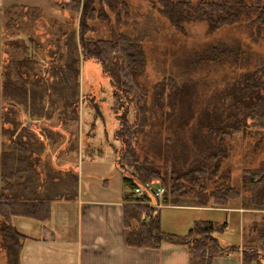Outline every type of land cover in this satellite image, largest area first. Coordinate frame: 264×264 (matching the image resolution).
Instances as JSON below:
<instances>
[{"label": "rangeland", "instance_id": "obj_1", "mask_svg": "<svg viewBox=\"0 0 264 264\" xmlns=\"http://www.w3.org/2000/svg\"><path fill=\"white\" fill-rule=\"evenodd\" d=\"M117 1L114 11H109L105 7L109 21L102 23L90 21L89 25L91 28L87 31L86 36L96 39H107L114 32H122L130 38L138 40L141 44L145 57V67L136 76V82L146 91L148 120L144 132L146 134L147 132L149 133L146 136L138 134L134 147L140 161L148 157L149 161L156 165V168L162 173L165 172L167 178H169L171 166L175 163V155L179 156L181 162L187 160L183 165V170H187L198 157L196 155L201 153L202 156H207L211 151L209 148L208 126L210 124L212 126L216 123L218 124L216 115H222V89L225 84H231L239 72L252 70L264 64V36L256 40L255 27L251 28L250 23L246 20L226 25L213 35L206 33L205 24H192L187 28V32L183 34L151 6L150 0ZM27 2L40 5L44 11H52L51 3L53 0H26ZM23 11L25 10L18 9L16 13L20 14H16L9 20L8 28L10 27L11 31L21 24L20 20L25 15L29 20L28 24L32 25L36 20L33 10L26 9L24 15L21 13ZM52 14V12H49L48 16ZM71 27L72 24L63 26V30L68 31ZM47 30L49 35H45L44 30L41 29L43 36L37 38L38 40H31L29 45L36 47V41H42L43 56H46L49 61L51 60L47 62L49 70L45 73L44 70L34 66L33 63L29 62L27 64L28 59L30 60L32 56L27 54L28 50H26L25 56L18 57L21 51L17 49L15 58L21 60L20 62L17 61V63L14 62L11 64L12 66L9 65V71L7 72L10 78L7 92L8 98L11 97L13 99L14 106L28 107L30 112H33V110L37 111V108L42 107V104H53L55 99H57L56 104L60 105L63 103L64 83L58 86L57 79L52 77V75L54 77L59 76L58 70L53 71V67L56 69L58 66H62L64 61L63 30L54 27L53 24H49ZM56 39L60 42V46L55 43L57 42ZM46 46L47 49L49 48L48 52L45 48ZM224 51L230 56H227L224 61H218L217 59L220 58ZM76 55L79 58V54L77 53ZM78 66L79 63H76L75 67L78 68ZM60 72L63 73V71ZM73 72H75V69L67 74V78H70L69 86L66 88L67 94H69L70 89L74 91L76 88ZM47 74L50 76L48 79L43 77ZM80 74L85 80V85H90L86 83L87 80H90L96 85V90H91L90 92L93 93H88L83 99L80 98V114L84 110V120L95 124L93 127V131L95 128V135L92 138L93 147L90 154L89 151H86L88 148H86L85 139L80 143L78 166H80V170L83 169L85 172H88L89 169L91 170L90 172L101 176L107 174L109 175L108 184L110 187L122 188V191H130L129 187L123 186L118 170L114 169V161L116 163L117 159V153L115 152L119 149L120 144L119 141L113 139L112 133L118 123L114 118V114L109 110V106L112 107L109 97L111 89L110 92L107 91V88H105L104 92L102 91L104 86L110 85L109 81L102 75L99 65L91 59L85 60L83 63L80 60ZM165 78L169 79L170 86H167L163 97L165 108L159 109L154 104V87ZM55 83L56 86H54ZM61 92L63 93L62 97ZM48 93L53 95V97L49 98L47 96ZM105 94L107 103H101L100 97ZM99 103L101 104L98 108L100 113H97L96 110V112L93 111L94 109L91 110L94 104L98 106ZM212 112L215 114L214 122H210L213 116L207 115ZM132 120L133 113H130L129 121ZM10 122L11 116L10 118L8 117V129H11ZM204 122L208 126H204L205 128L201 131L198 126ZM24 127L25 125L22 124L14 128L15 132H17V137H26L27 139L28 136L32 137V134L24 133ZM83 127L84 132H86L88 126L84 123ZM39 132L43 134L41 131ZM10 134H12L11 130L8 131L7 136L11 137ZM257 139L258 136L256 134L245 138H241L239 135L225 138V143H230L232 151L230 149V157L223 161L220 168L230 167L232 186L241 189L245 188L242 191V197L231 201L228 206L235 207L244 203L246 206L264 210V186L261 185L254 194V192H251L247 182L242 180L244 169L264 168V143L258 148L256 145ZM10 140V146H4L1 149L8 148L7 150L13 149L12 151H14L10 153L8 158V170L15 177L11 182L15 185L16 193H19L17 195H21L25 199L30 195L25 196L22 193V187L24 185L28 188L39 186L41 180L38 171H43L44 180L45 178H51V170L48 172V167L43 168L42 164L40 165L37 161L30 160L26 156L29 146H20L18 142L15 145L11 138ZM14 140H18V138H14ZM188 145H192L191 148L194 147L193 150H195L189 155L185 151ZM34 146V149L39 148L38 145ZM48 148L50 151L52 150L51 147ZM65 152L66 149L64 148L62 154ZM75 156L77 155L75 154ZM2 161L0 155V174ZM112 166L113 168H110ZM111 170L113 171V176L110 175ZM97 178H94L95 181L102 186V180ZM66 182L69 185L73 184V180L68 181L66 177L60 178L61 184L65 185L67 184ZM205 185H207L206 187H212L209 183ZM2 186L3 184L0 181V188ZM247 191H250V194L246 196L244 192ZM176 213L178 214L174 216L173 214ZM192 215H194L192 212L164 209L161 212L162 228H177V230L181 231L178 235L184 236L187 231L185 227L186 220ZM219 216L207 218L221 222L217 219ZM259 216H264V214ZM197 218H201V216ZM230 221L232 223L234 218H231ZM247 229L245 228L243 232L244 240L246 235L253 233L254 239L256 240L257 237L259 240H256L254 247L262 251L260 245L264 243V235L260 232L264 231V221L263 224L250 228L248 233ZM239 234L238 227L231 224L229 228L231 241L238 239ZM237 250L239 251V247H237ZM224 253L222 252L221 254ZM0 264H7L6 252L1 248V238Z\"/></svg>", "mask_w": 264, "mask_h": 264}, {"label": "trees", "instance_id": "obj_2", "mask_svg": "<svg viewBox=\"0 0 264 264\" xmlns=\"http://www.w3.org/2000/svg\"><path fill=\"white\" fill-rule=\"evenodd\" d=\"M117 2V0H53L51 3V9L67 12L71 17L70 22L74 18L73 21L77 23V27L73 23L70 30L62 31L64 61L62 66L56 69L53 67V71L58 70L60 76L52 75L57 79L58 86L64 83V96L61 92L62 104L65 107L76 104L73 101L75 89L74 91L70 89L69 94L66 91L70 83L67 74L74 69L73 76L76 77L78 74L75 67L78 63L76 54H79V61L93 60L99 65L102 75L110 84L111 109L118 123L113 132V139L120 144L116 151V167L123 177V183L131 190L130 195H134L133 189L136 186L152 183L167 188L165 202L170 201L176 205L182 201H190L197 207H227L231 201L242 197L244 187L241 189L232 186L230 167L220 168L223 161L230 157V149L232 151L230 143H225V138H232L235 135L245 138L256 134L258 148L264 143V64L252 70L237 72L233 82L224 85L221 94L223 112L222 115H216L218 124L208 126L204 122L198 126L201 131L208 126L211 151L207 156H202L201 153L196 155L198 157L187 170H183L187 160L181 162L179 156L175 155V163L171 166V173L167 178L165 172L157 169L148 157L140 161L134 147L138 134L146 136L149 133L144 132L148 120L146 91L136 82V76L145 67L141 44L122 32H114L107 39L86 36L91 28L89 22H108L109 16L105 7L109 11H114ZM150 2L163 18L183 34L192 24H205L206 33L213 35L226 25L246 20L251 28L255 27L256 40L264 36V0H150ZM4 17L6 30L8 28L6 9ZM57 43L60 46L58 40ZM6 46L7 42L4 51L5 62L1 66L3 71L0 73L3 100L1 125L5 138L8 137L9 131L6 128L8 117L10 118L8 106L15 105L7 94L10 81L7 72L11 64L21 60L15 57L8 59ZM227 56L230 54L224 51L217 60L224 61ZM29 62L36 65L33 58L28 59L27 64ZM167 86H170V81L165 78L154 87V104L159 109L165 108L163 97ZM47 96L50 98V93ZM130 113H133L132 121H129ZM207 115H212L210 122H214V112ZM191 146L188 145L185 149L188 155L195 151ZM7 149L0 150L3 160L0 174V181L3 184L0 188L1 248L6 252L7 264H19L23 240L11 225V218L25 217L41 221L47 218L48 212L35 203L29 204V200L32 199H24L17 195L19 193H16L15 185L11 182L15 177L8 170V158L14 151ZM242 180L247 182L251 192L255 194L261 185L264 186V168L244 169ZM206 183L212 187H206ZM134 198L135 205H126L123 208V225L128 229L127 244L130 247L157 249L163 242L185 246L188 251V264H212L222 252L238 251L236 246L225 247L219 240L220 234L225 231V223L196 221L184 236L167 233L161 229L158 207L144 205V197ZM42 206L46 208L45 205ZM131 221H136L137 227H131ZM260 233L264 235V231ZM260 246L262 251L258 248L244 247L241 250V263L264 264V243Z\"/></svg>", "mask_w": 264, "mask_h": 264}, {"label": "crops", "instance_id": "obj_3", "mask_svg": "<svg viewBox=\"0 0 264 264\" xmlns=\"http://www.w3.org/2000/svg\"><path fill=\"white\" fill-rule=\"evenodd\" d=\"M28 7L34 9L35 12L36 20L33 24H28L29 20L25 15L23 18L19 17L22 20L16 29L11 31L10 28H6L5 30L4 10H7L8 24L11 17L20 14L16 13L18 9L24 8L25 10ZM49 12L53 14L48 16ZM21 13L24 15L26 10ZM70 18L67 12L53 9L44 11L40 5L26 3V0H0V73L3 71L1 66L5 62L6 42L9 59L16 57L17 49L21 51L18 57L25 56V51L28 50L27 54L32 56L30 59H34L35 66L46 73L49 60L43 56L42 41H36V47H31L29 43L31 40H38L37 38L43 36L41 29L47 35L49 24H53L54 27L61 28V30H63V26L73 25L75 21L73 19L70 22ZM75 26L77 27V23ZM15 45L18 47L16 48ZM45 48L48 52L49 48L47 49V46ZM77 59L79 66L78 74L74 79L76 88L73 100L76 104L65 107L62 104H56L57 99H55L54 105L42 104V107H38L37 111L33 110V112H30L28 107L8 106L9 115H12L11 129L9 128L12 134L7 138L2 134L3 100L0 78V149L6 145L9 147L11 138L15 145L18 142V144L23 143L22 145L25 147L29 146L26 156L30 160L42 164L43 168L48 167V172L51 170V178H45L46 180H43V171H38L41 180L39 186L28 188L24 185L22 187V193L25 196L30 195L26 199H32L28 203H35L40 206L39 208L46 209L47 218L41 221L25 217L11 218V225L23 240L19 264H188V251L185 246L163 242L157 249L130 247L127 244L128 229L123 225V208L126 205H135L134 197L137 196L130 195V189V191H122V188L110 187L107 174L101 176L90 172L89 169L88 172L80 170V166H78L80 143L85 139V145L88 148L86 151H89L90 154L93 147L92 138L95 135V128L93 131L95 124L84 120V110L80 114L79 103L80 98L83 99L88 93H93L90 92L91 90H96V85L90 80L86 81L90 85H85V80L80 74V61L78 57ZM43 77L49 78L48 74ZM105 88L110 92V85L104 86L103 92ZM52 97L53 95H50V98ZM100 100L101 103H105L107 101L106 94L101 96ZM100 105V103L98 106L94 104L91 110L94 109L93 111L96 110L97 113H100L98 110ZM109 110L112 113L111 106H109ZM84 123L88 126L86 132H84ZM22 124L25 125L24 133L32 134V137L28 136V139L17 137L14 128ZM39 131L43 134H40ZM14 138H18V140H14ZM34 145H38L39 148L34 149ZM48 147H51L52 150L50 151ZM64 148L66 152L62 154ZM114 169L118 170L115 161ZM54 172L55 174H53ZM119 174L122 180L123 177L120 172ZM110 175L113 176L112 170ZM63 177L68 178V181L73 180V184L69 185L67 182L65 185L61 184L60 178ZM95 177L102 180V186L95 181ZM122 184L127 187L123 180ZM244 194L247 196L250 191L244 192ZM158 202L161 205L158 207L160 226L167 233L178 235L181 231L177 228H162L161 212L164 209L194 213L186 220L187 231L185 234L196 221L225 223V231L220 234L219 240L225 247H239V251L227 253L228 257L224 253L215 258L212 264H242L240 251L247 246L254 247L256 240L259 241L257 237L256 240L254 239L253 233L246 235L244 240L243 232L245 228H248V233L250 228L263 224L264 216H259L264 214L262 209H255L244 203L235 207L211 208L197 207L190 201H182L175 205L170 201L165 202L164 197L160 201L151 199L152 204ZM218 215L220 218L217 219L221 222L208 219L210 216ZM200 216L201 218H197ZM231 218H234L232 223ZM231 224L237 226L240 233L239 238L235 241H231L232 239L229 238ZM130 226L137 227V222L131 221ZM252 236L253 238H251Z\"/></svg>", "mask_w": 264, "mask_h": 264}, {"label": "built area", "instance_id": "obj_4", "mask_svg": "<svg viewBox=\"0 0 264 264\" xmlns=\"http://www.w3.org/2000/svg\"><path fill=\"white\" fill-rule=\"evenodd\" d=\"M167 188L164 186H160L157 184H150V183H146L143 186H136L133 189V193L137 196V197H144L145 201L143 204L148 205V206H152V207H159L161 206L158 203L156 204H152L151 203V199H155L157 201H160V199H163V197L165 196V194L167 193ZM226 256L228 257L229 255L226 254Z\"/></svg>", "mask_w": 264, "mask_h": 264}]
</instances>
